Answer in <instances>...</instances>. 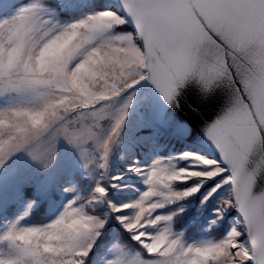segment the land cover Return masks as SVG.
Returning <instances> with one entry per match:
<instances>
[{"label":"snow or ice","instance_id":"snow-or-ice-1","mask_svg":"<svg viewBox=\"0 0 264 264\" xmlns=\"http://www.w3.org/2000/svg\"><path fill=\"white\" fill-rule=\"evenodd\" d=\"M145 80L169 105L189 81L205 98L224 91L225 108L205 129L212 154L135 168L146 190L134 202H108L103 217L92 211L107 196L97 182L90 199L68 201L50 223L18 220L0 235V264H264V0H108L63 24L42 0H0V168L22 151L47 167L64 139L106 178L135 93L112 105ZM208 182V196L226 197L218 216L237 209L239 217L223 238L189 245L173 232L175 213L159 210ZM109 214L148 259L122 241L105 246ZM76 220L82 225L72 227Z\"/></svg>","mask_w":264,"mask_h":264},{"label":"rangeland","instance_id":"rangeland-1","mask_svg":"<svg viewBox=\"0 0 264 264\" xmlns=\"http://www.w3.org/2000/svg\"><path fill=\"white\" fill-rule=\"evenodd\" d=\"M33 2L36 0H21L23 4ZM42 2L49 13L53 14V19L61 24L85 18L103 10L107 5L99 0H78L71 6H66L65 0ZM132 92L135 95L117 142L110 153L106 178L102 179L104 169L95 165L86 169L79 151L64 139L59 140L55 159L47 167L23 151L9 158L0 168V235L18 220L21 226L50 223L62 213L68 201L77 196L83 197L85 201L90 199L97 182L107 189V196L103 201H97L92 211L93 214L103 217L108 212V202L117 205L134 202L146 190L143 177L134 170L135 168L149 167L157 160H173L178 167H183L185 162L179 157L189 151L210 155L191 145L180 149L170 146L159 134L160 130L147 120L145 99L148 92L139 84L113 103V111L126 102ZM108 124L110 125V120ZM89 147L91 148V145ZM116 177L119 179H115ZM191 186L189 181L184 184L177 183L174 187L175 190L182 191ZM211 187L212 183L208 182L199 192L172 201L159 210L162 215L175 213L173 232L183 233L182 239L186 244L200 245L209 240H219L236 226V209H228L223 216H218L217 209L226 197L223 193L208 196ZM26 212L29 215L24 216ZM21 217L24 218L21 220ZM213 221L216 223H212ZM103 241L108 249L113 243L122 241L130 246L133 255L139 252L142 259L149 258L115 219V214H109ZM4 249L5 245L0 244V250ZM91 264H96L95 260Z\"/></svg>","mask_w":264,"mask_h":264},{"label":"water","instance_id":"water-1","mask_svg":"<svg viewBox=\"0 0 264 264\" xmlns=\"http://www.w3.org/2000/svg\"><path fill=\"white\" fill-rule=\"evenodd\" d=\"M139 86L149 91L145 99L149 123L172 138L212 154L211 142L205 134V129L225 108L226 96L222 89H217L205 98L199 85L195 81H189L180 89L177 106L166 103L150 81H142ZM236 212L239 217L237 209Z\"/></svg>","mask_w":264,"mask_h":264},{"label":"trees","instance_id":"trees-1","mask_svg":"<svg viewBox=\"0 0 264 264\" xmlns=\"http://www.w3.org/2000/svg\"><path fill=\"white\" fill-rule=\"evenodd\" d=\"M99 1H102V0H99ZM102 2H104V1H102ZM98 8H101V7H98ZM158 132H159V134L162 136V138L164 140L168 141V143L170 144V146H174L175 148H179V149L180 148L187 147V144L181 142L180 140H177L175 138H172V137L164 134L163 132H160V131H158Z\"/></svg>","mask_w":264,"mask_h":264},{"label":"clouds","instance_id":"clouds-1","mask_svg":"<svg viewBox=\"0 0 264 264\" xmlns=\"http://www.w3.org/2000/svg\"><path fill=\"white\" fill-rule=\"evenodd\" d=\"M81 225H82V221H80V220H76V221L73 222L72 227H77V226H81ZM31 238H32L31 234H29L28 236L25 237L26 240H27V239H31ZM162 243H163V241H159V242H157V244H155L153 247H154V248H155V247H159L160 244H162Z\"/></svg>","mask_w":264,"mask_h":264},{"label":"bare ground","instance_id":"bare-ground-1","mask_svg":"<svg viewBox=\"0 0 264 264\" xmlns=\"http://www.w3.org/2000/svg\"><path fill=\"white\" fill-rule=\"evenodd\" d=\"M142 88H145V87H143V86H141ZM145 90H147L146 88H145ZM147 92H149L148 90H147ZM148 96V95H147ZM147 98V97H146ZM146 113H148V110L146 109ZM146 116H147V114H146ZM197 148V147H196Z\"/></svg>","mask_w":264,"mask_h":264}]
</instances>
